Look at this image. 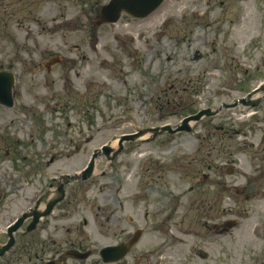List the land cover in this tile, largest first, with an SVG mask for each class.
Returning a JSON list of instances; mask_svg holds the SVG:
<instances>
[{"label": "rangeland", "instance_id": "obj_1", "mask_svg": "<svg viewBox=\"0 0 264 264\" xmlns=\"http://www.w3.org/2000/svg\"><path fill=\"white\" fill-rule=\"evenodd\" d=\"M106 1L0 0V70L15 76L13 106L0 105V178L11 179L0 234L7 212L32 209L100 145L215 112L99 154L33 230L27 218L12 234L5 260L102 264L100 247L141 228L113 264H264V90L252 108L221 106L264 82V0H164L96 26ZM70 247L90 256L65 259Z\"/></svg>", "mask_w": 264, "mask_h": 264}, {"label": "water", "instance_id": "obj_2", "mask_svg": "<svg viewBox=\"0 0 264 264\" xmlns=\"http://www.w3.org/2000/svg\"><path fill=\"white\" fill-rule=\"evenodd\" d=\"M162 0H110L106 5L102 6L99 15L96 21V25H99L103 22H114L117 20L119 14L121 11H125L127 14L133 16V17H145L149 13H151L160 3ZM14 78L12 73L8 71H0V103L6 106H11L12 104V96H11V87L13 84ZM261 90L264 89V85L260 88ZM254 91H251L247 94L246 98H249ZM244 97L236 99V101L232 104H223L222 106L228 107V106H235L238 103H241L242 105H250L255 106L258 103V100H248ZM215 111L210 110L209 108L201 109L194 115H189L181 120V123L172 129L169 125H161L158 127H151V128H145L139 130L137 133L133 134H125L121 135V137L118 140V147L115 151L112 152L111 156L109 155L111 152V149L107 147V145H102L100 149L94 150L92 153V156L89 160V163L87 166L81 171L79 175L74 176H65V182H62L57 185L56 188V195L53 196L51 199H49L46 203L45 209L43 211H39L38 209L34 208L31 210V213H24L18 221H16L15 224H13L8 229L9 234V241L7 245H5L3 248L0 249V255L7 250L11 244L13 243L12 236L10 235L12 231H14L16 228L19 227V225L22 223V221L28 217L31 216V222L27 226V230H31L34 228L35 223L38 221V219L42 216L48 215L54 205L58 203L62 198L64 197V190L63 186L68 183L69 181H73L75 179H79L80 181H83L89 177V175L92 172L94 159L100 154L103 153L108 159L115 156L122 148V143L127 140H134L138 136H141L142 134L149 132L151 135L148 139H151L155 137L157 134L161 132H168V133H175L177 131H189V122L190 121H196L200 119L202 116H210ZM39 203V200L37 201L36 205ZM233 224L231 222H227L225 224V230L226 228H230ZM137 239V235H134L132 239H130L127 243H121L116 246L111 247H105L101 249L100 255L104 262H112L120 259L122 256L126 254V252L129 250V247L132 243H134ZM70 255H73L76 258H85L88 255V252L86 253H80L78 251L72 250L69 252ZM44 264H59L55 261H47Z\"/></svg>", "mask_w": 264, "mask_h": 264}, {"label": "flooded vegetation", "instance_id": "obj_3", "mask_svg": "<svg viewBox=\"0 0 264 264\" xmlns=\"http://www.w3.org/2000/svg\"><path fill=\"white\" fill-rule=\"evenodd\" d=\"M1 179V178H0ZM18 180V179H17ZM9 182H11V181H8V178L7 177H5L4 179L2 178L1 179V182H0V214L4 211V209H5V207H6V205L5 206H2L3 205V203H4V200H5V197H6V189L5 188H3V187H6V184L7 183H9ZM10 187H8V189H9ZM15 192H18V190H19V188H20V186H19V184H18V182H17V184L15 185V187H11ZM8 189H7V191H8ZM41 198V194L40 195H38V196H36L35 198H34V203H35V201L36 200H38V199H40ZM22 213V211H20L18 214H14V215H12V217H11V219H9L8 218V212L6 213V218L8 219V220H10V221H8L7 223H6V225H5V227H4V232L3 233H1L0 234V240H2L1 242H0V248L3 246V245H5L6 244V242H7V240H8V232H7V227H8V225L14 220V218L15 217H17L18 215H20ZM29 220L30 219H28V222H29ZM24 222V221H23ZM27 222V223H28ZM23 224V223H22ZM21 224V225H22ZM21 225H20V227H21ZM17 230V229H16ZM16 230H14L13 232H12V234L13 233H15V231ZM2 238V239H1ZM14 244H15V236H14V242H13V245L6 251V252H4L2 255H0V260L2 261L3 260V258H4V262L2 263V264H8L7 263V261L5 260V256H6V253L14 246ZM56 257L60 260V261H62V260H64V259H62V257H61V252L60 253H58V254H56ZM52 258H54V257H52ZM65 259H68V257H65ZM18 261H15L14 263H12V264H16ZM42 263V260H40L37 264H41ZM63 263V262H62ZM63 264H65V263H63Z\"/></svg>", "mask_w": 264, "mask_h": 264}, {"label": "bare ground", "instance_id": "obj_4", "mask_svg": "<svg viewBox=\"0 0 264 264\" xmlns=\"http://www.w3.org/2000/svg\"><path fill=\"white\" fill-rule=\"evenodd\" d=\"M258 97H260L259 93H257V94L255 93V94H252L251 97H249L248 100H251V98H258ZM147 134L148 133H145V134L139 136L138 139H143V137H145ZM118 140H119L118 136H116L111 142L107 143V147L110 148L111 150H114L115 147L117 146ZM48 194L51 195L52 191L49 192Z\"/></svg>", "mask_w": 264, "mask_h": 264}]
</instances>
